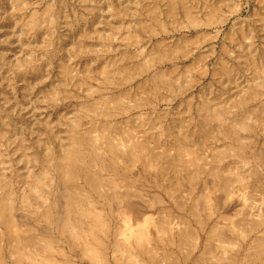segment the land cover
Instances as JSON below:
<instances>
[{"label": "rangeland", "instance_id": "374dc122", "mask_svg": "<svg viewBox=\"0 0 264 264\" xmlns=\"http://www.w3.org/2000/svg\"><path fill=\"white\" fill-rule=\"evenodd\" d=\"M0 237L4 264H264V0H0Z\"/></svg>", "mask_w": 264, "mask_h": 264}, {"label": "bare ground", "instance_id": "6f19581e", "mask_svg": "<svg viewBox=\"0 0 264 264\" xmlns=\"http://www.w3.org/2000/svg\"><path fill=\"white\" fill-rule=\"evenodd\" d=\"M129 219H131V217H129ZM130 221V220H129ZM147 223V222H146ZM12 233H13V231H12ZM141 235V234H140ZM138 235L137 236V238L139 237V239L140 240H144V239H146V236L145 235ZM16 238V237H15ZM15 238H11L12 240H16ZM0 239L2 240V237H0ZM17 241V240H16ZM0 264H4V260H3V258H1V255H0Z\"/></svg>", "mask_w": 264, "mask_h": 264}]
</instances>
